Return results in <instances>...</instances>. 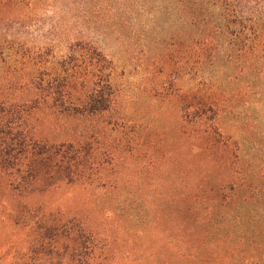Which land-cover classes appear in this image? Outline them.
Listing matches in <instances>:
<instances>
[{"label":"rangeland","instance_id":"obj_1","mask_svg":"<svg viewBox=\"0 0 264 264\" xmlns=\"http://www.w3.org/2000/svg\"><path fill=\"white\" fill-rule=\"evenodd\" d=\"M242 5L264 12V0ZM184 14L181 0H0V91L35 70L40 44L55 67L71 43L89 41L107 62L101 71L111 68L106 112L36 115L38 138L88 142L97 165L31 204L87 219L109 239L113 264H264V67L220 39L198 67L202 27ZM193 92L213 103L223 154L206 150L191 117L183 122ZM11 202L0 201V264L14 263L25 232Z\"/></svg>","mask_w":264,"mask_h":264},{"label":"trees","instance_id":"obj_2","mask_svg":"<svg viewBox=\"0 0 264 264\" xmlns=\"http://www.w3.org/2000/svg\"><path fill=\"white\" fill-rule=\"evenodd\" d=\"M181 2L186 19L191 12V21L202 27L196 41L199 44L195 62L198 67L213 57L218 49L213 47L217 39L228 41L227 45L233 51L239 46V51L246 49L249 60L264 67L262 10L257 14L244 10L242 4L246 0ZM84 44L85 47L91 44L86 51L81 48ZM17 47L23 56H31L23 45L17 44ZM74 48L81 49V56L76 59ZM68 51L70 56L60 66L53 67L49 61V46L40 44L34 52L35 70L27 76L7 77L6 82L14 88L0 91V201L2 204L14 201L11 203L16 211L15 225H22L25 231L20 238V247L15 250L13 264L114 262L109 239L97 233L96 227L87 219L62 211L46 213L31 204L36 194L59 183L71 185L89 180V171L97 165L95 149L88 142L49 141L36 136L37 114L48 112L93 118L109 108L111 68L107 66L105 73L101 71L107 62L99 50L92 47L91 42L82 40L71 43ZM13 53L19 55L16 51ZM188 100L183 122L188 123L191 117L190 123L196 128L195 132L201 134L206 150L223 154L229 141L209 117L213 113L211 99L193 92ZM232 185L228 184L226 188L230 193L234 191ZM221 199L226 200L227 196L223 194Z\"/></svg>","mask_w":264,"mask_h":264}]
</instances>
